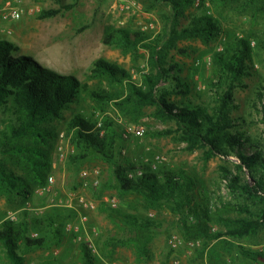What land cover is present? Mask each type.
I'll use <instances>...</instances> for the list:
<instances>
[{"label": "trees", "instance_id": "16d2710c", "mask_svg": "<svg viewBox=\"0 0 264 264\" xmlns=\"http://www.w3.org/2000/svg\"><path fill=\"white\" fill-rule=\"evenodd\" d=\"M80 1L74 0L59 9L41 10L38 18L55 17L73 9ZM195 1L157 0L170 7L171 27L156 36L129 28L109 27L106 31L103 43L107 46L124 52H136L139 48L148 51V71L143 73L141 84L127 69L99 58L92 63L87 78L106 81L109 87L90 90L76 76L46 68L31 56L20 55L21 49L15 43L0 40V111L10 115L2 121L4 127H0L1 198L27 200L34 187L46 183L51 168L50 151L56 138L48 126L61 120L64 112L84 93L104 114L101 119H92L78 113L68 122L66 137L74 149L68 157L69 164L77 167L98 156L108 164L110 186L122 201L135 196L144 201L146 208L168 209L178 218L184 239L215 241L213 252L237 248L246 260L264 262L263 254L245 251L225 239L249 236L264 223V130L263 137H252L239 119L231 117L234 91L243 87V79L253 69L254 49L247 38L234 37L226 42L223 50L213 55L212 103L193 102L192 84L182 77L183 69L170 59V51L180 40L198 39L205 44L216 40L222 33L223 22L220 16L204 8L202 14L192 16L187 26L179 28V18ZM202 1L204 7L206 2L213 6L231 5L254 18L264 14V0ZM257 46L264 50V41ZM174 96L185 100L178 102ZM259 99L264 125V87L259 91ZM111 105L132 123H138L144 116V108H153L152 117L163 123L173 122L175 129L147 135L160 138L175 134L188 151L203 150L205 161L221 157L234 164L233 169L225 166L222 171L236 203L217 208L198 180L184 170L164 167L154 171L149 165L119 161L122 128L106 114ZM231 157H236L239 163L231 161ZM139 171L142 173L137 174ZM240 200L243 203H238ZM247 202L258 207L254 219L242 216L249 211ZM215 207L217 210L213 211ZM99 209L132 231L128 241L111 238L105 247L132 245L139 259L148 255L151 221L131 212L111 209L105 203ZM70 216L67 211L53 208L32 219L3 220L0 264H27V255L48 248L51 238L59 241L64 237ZM213 225L220 226L221 231L213 232ZM34 232L37 237L32 235ZM79 248L83 264H99L87 243H81Z\"/></svg>", "mask_w": 264, "mask_h": 264}, {"label": "rangeland", "instance_id": "374dc122", "mask_svg": "<svg viewBox=\"0 0 264 264\" xmlns=\"http://www.w3.org/2000/svg\"><path fill=\"white\" fill-rule=\"evenodd\" d=\"M156 1L81 0L73 9L41 20L38 18L41 10L59 9L74 0H0V40L15 43L21 49L20 55L31 56L46 68L63 75L76 76L90 90L109 87L106 81L87 78L92 63L99 58L127 69L135 81L141 84L143 73L148 71V51L139 48L136 52H124L121 48L105 45L103 38L109 27L129 28L153 36L162 33L164 28L169 29L171 9ZM202 2L196 0L185 15L179 18V28L187 26L192 16L200 15L208 9L209 13L222 18L221 35L208 44L198 39L180 40L171 49L169 57L183 69L182 77L191 82L190 99L193 102L212 103L214 93L211 92L213 87L210 83L214 79L213 55L222 51L224 44L234 37L250 39L254 49L253 69L243 79V87L234 91L231 117L239 119L243 129L252 137H263L259 91L264 87V50L258 49L257 44L264 41V14L254 18L250 13L240 12L231 5L213 6L206 2L204 7ZM9 6L21 11L19 20L3 19ZM173 99L178 102L185 100L181 96H174ZM106 110V114L111 115L122 128L119 161L149 165L154 171L164 167L184 170L198 180L199 185L208 192L210 202L217 208L226 203H236L228 181L223 178V167L234 168L230 161L221 157L205 161L203 150L188 151L186 144L180 143L175 134L160 138L147 135L148 132L175 129L173 122L163 123L152 117L153 108H144V116L138 123L122 117L112 105ZM78 113L92 119H101L104 114L90 97L81 94L78 102L64 112L61 120L48 126L56 138L50 151L51 168L46 183L34 187L27 200L0 197V223L10 220V214L14 217L13 221H18L32 219L53 208L67 211V216L71 215L66 220L64 237L59 241L51 238L48 248L27 255V264H83L79 245L84 242L94 244L95 250H91L99 264H264L263 261L246 260L237 248L213 252L215 241L184 239L178 227V218L168 209L146 208L144 201L135 196L122 201L110 186L108 164L98 156H92L77 167L69 164L68 157L74 149L66 137V127ZM9 116L6 111H0V127H4L2 121H6ZM138 125L145 128L144 136L138 138L123 135L125 126ZM230 160L239 163L236 157ZM15 170L21 174L20 170ZM85 172L88 176H84ZM50 178H53L52 183ZM82 197L93 202L96 209L80 207L79 199ZM112 200L117 201L116 208L109 206ZM103 203L111 209L131 212L153 223L152 240L146 257L139 259L132 245H118L115 248L104 246L111 238L128 241L132 231L100 210L99 206ZM238 203L243 202L240 200ZM247 206L249 211L242 216L254 219L258 207L252 202H247ZM81 215L87 217V222L80 232H76L74 227L80 225ZM212 231L218 232L221 228L213 225ZM225 239L245 251L264 255V223L249 236Z\"/></svg>", "mask_w": 264, "mask_h": 264}, {"label": "built area", "instance_id": "2783aa9c", "mask_svg": "<svg viewBox=\"0 0 264 264\" xmlns=\"http://www.w3.org/2000/svg\"><path fill=\"white\" fill-rule=\"evenodd\" d=\"M21 18V11L17 8L14 7H8L5 11V13L3 14V19L4 20H19ZM145 134V128L143 126H125L124 131H123V135L124 136H133V137H142ZM95 174H98V171L94 172ZM142 172L139 171L137 174H141ZM84 176H88V173L85 172ZM49 181L52 183L53 182V178H50ZM79 205L82 208L85 209H89V210H94L96 209V205L93 202H89L87 200H85V198H80L79 199ZM109 206L111 208H116L117 207V201L112 200L109 203ZM8 219L10 220H14V217L12 214H10V216L8 217ZM87 222V217H84L83 215H81L80 217V225H76L74 227V230L76 232H80L81 228L84 227L85 223ZM73 227H71L70 229H72ZM33 236H37L36 234H34ZM174 244V243H173ZM88 246L90 248H93V250H95L94 244L92 243H88Z\"/></svg>", "mask_w": 264, "mask_h": 264}]
</instances>
